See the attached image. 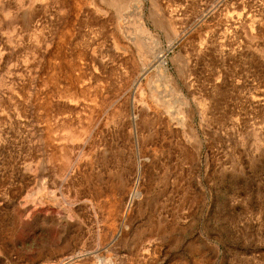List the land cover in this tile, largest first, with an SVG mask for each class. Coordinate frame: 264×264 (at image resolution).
I'll list each match as a JSON object with an SVG mask.
<instances>
[{"label": "rangeland", "instance_id": "obj_1", "mask_svg": "<svg viewBox=\"0 0 264 264\" xmlns=\"http://www.w3.org/2000/svg\"><path fill=\"white\" fill-rule=\"evenodd\" d=\"M0 264H264V0H0Z\"/></svg>", "mask_w": 264, "mask_h": 264}, {"label": "bare ground", "instance_id": "obj_2", "mask_svg": "<svg viewBox=\"0 0 264 264\" xmlns=\"http://www.w3.org/2000/svg\"><path fill=\"white\" fill-rule=\"evenodd\" d=\"M142 31H143V29H142ZM145 147V146H144ZM69 164V163H68Z\"/></svg>", "mask_w": 264, "mask_h": 264}]
</instances>
